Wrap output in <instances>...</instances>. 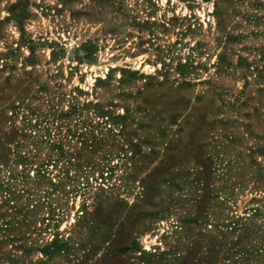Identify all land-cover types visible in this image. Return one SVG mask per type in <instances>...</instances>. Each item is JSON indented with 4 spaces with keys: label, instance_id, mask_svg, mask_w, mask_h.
Listing matches in <instances>:
<instances>
[{
    "label": "rangeland",
    "instance_id": "374dc122",
    "mask_svg": "<svg viewBox=\"0 0 264 264\" xmlns=\"http://www.w3.org/2000/svg\"><path fill=\"white\" fill-rule=\"evenodd\" d=\"M0 264H264V0H0Z\"/></svg>",
    "mask_w": 264,
    "mask_h": 264
},
{
    "label": "trees",
    "instance_id": "16d2710c",
    "mask_svg": "<svg viewBox=\"0 0 264 264\" xmlns=\"http://www.w3.org/2000/svg\"><path fill=\"white\" fill-rule=\"evenodd\" d=\"M31 136V135H30ZM40 137H43V136H40ZM44 139V138H43ZM41 142H44V140H42ZM62 150V149H61ZM61 153H63V151H61ZM27 152L24 154V156H21V161L22 163H24L25 165H33V164H36V161L35 158L37 157L35 154L33 156H27L26 155ZM51 158H47V162H42V163H39V168H41V170L43 171V173H46V168L44 169V166L45 165H48L50 162H51ZM45 161V160H44ZM109 171H111V169L109 168L108 169ZM104 171L105 170H102V176L104 174ZM50 214H53L55 215V210L51 207L50 209ZM46 219H51V218H46ZM47 227H50V225H46ZM66 243L65 241L59 239L58 237L54 238L52 240V242H50L49 244L45 245L43 247V249L45 250L46 254L48 255H51L53 254L54 252H59L61 250H64L66 247Z\"/></svg>",
    "mask_w": 264,
    "mask_h": 264
}]
</instances>
